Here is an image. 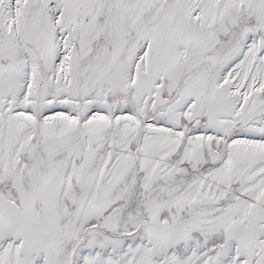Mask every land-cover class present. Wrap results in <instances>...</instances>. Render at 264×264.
Segmentation results:
<instances>
[{"label": "snow or ice", "instance_id": "snow-or-ice-1", "mask_svg": "<svg viewBox=\"0 0 264 264\" xmlns=\"http://www.w3.org/2000/svg\"><path fill=\"white\" fill-rule=\"evenodd\" d=\"M0 264H264V0H0Z\"/></svg>", "mask_w": 264, "mask_h": 264}]
</instances>
